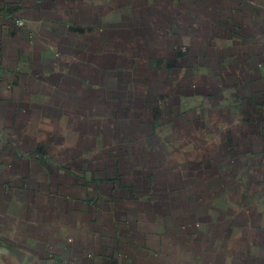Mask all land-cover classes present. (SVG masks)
I'll use <instances>...</instances> for the list:
<instances>
[{
	"label": "crops",
	"instance_id": "obj_1",
	"mask_svg": "<svg viewBox=\"0 0 264 264\" xmlns=\"http://www.w3.org/2000/svg\"><path fill=\"white\" fill-rule=\"evenodd\" d=\"M0 264H264V0H0Z\"/></svg>",
	"mask_w": 264,
	"mask_h": 264
}]
</instances>
